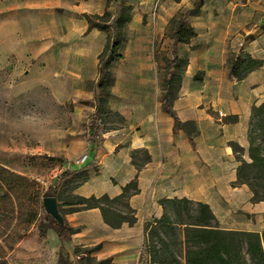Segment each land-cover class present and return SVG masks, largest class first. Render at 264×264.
<instances>
[{
  "label": "crops",
  "instance_id": "crops-1",
  "mask_svg": "<svg viewBox=\"0 0 264 264\" xmlns=\"http://www.w3.org/2000/svg\"><path fill=\"white\" fill-rule=\"evenodd\" d=\"M49 1L0 0L3 25L14 23L20 33L10 54L23 55V46L30 59L41 61L47 68L50 43H37L32 27L40 17L50 14L60 18L74 15L69 11L74 8L66 0L56 3L62 11L49 8ZM218 2L214 8L225 14L191 17L187 26L193 29L194 36L176 45L178 57L184 58L186 64L172 109L180 121L188 123L186 129L175 125L162 109L161 100L154 96L120 97L116 110L123 124L97 130L94 139L86 144V160L73 168H80L87 175L71 182L75 185L73 194L82 197L115 198L127 184L135 182L137 191L126 199L135 221L112 227L105 223L98 208L65 212V221L76 229L69 240L63 241L67 246H97L92 256L108 258L112 264H137L145 225L162 216L160 200L164 198L206 203L221 228L245 230V201L251 202V193L245 183L238 182L237 167L240 159L248 160L251 107L264 101V64L236 79L229 78L228 59L246 52L264 61V23L260 27L245 26V10L229 11L225 2ZM260 18L264 20V16ZM66 21L69 30L61 39L67 42L81 31H75L72 18ZM23 23L28 26L26 32ZM86 30L89 31L87 22ZM249 34L254 37L245 40ZM83 52L88 51L64 47L58 55L76 56L79 62ZM98 61L96 55L95 66ZM196 73L199 74L195 76ZM97 78L98 73L96 81ZM115 89L112 85L110 93ZM117 203L115 209L126 213ZM262 204L264 201L254 203L256 207H264ZM223 222L227 225H221Z\"/></svg>",
  "mask_w": 264,
  "mask_h": 264
},
{
  "label": "rangeland",
  "instance_id": "rangeland-1",
  "mask_svg": "<svg viewBox=\"0 0 264 264\" xmlns=\"http://www.w3.org/2000/svg\"><path fill=\"white\" fill-rule=\"evenodd\" d=\"M57 1L50 0L47 5L64 10L56 4ZM65 2L74 8L69 10L73 16L60 18L57 14H50L40 17L32 27L37 43H50L48 68L41 61L30 59L23 46V55L10 54L14 42L20 39V33L14 23L3 25L0 5V176L7 183L0 182V264H55L60 253H67L74 264H79L73 253L76 246H67L58 240L55 229L49 228L45 220L42 198L48 187L60 183L65 171L80 163L86 144L94 139L97 130L123 124L124 120L116 110L120 97L154 96L161 100L179 19L187 24L194 16L225 14L214 8L218 0ZM220 2H225L229 11L232 8L235 12L245 10V26L257 24L260 27L264 23L260 18L264 16V0ZM105 11L110 15L107 23H112L118 16L122 57L110 67L116 91L103 96L102 110L93 116L98 73L94 59L96 55L98 59L104 50L112 29L87 31L84 14L102 15ZM250 17L254 20H249ZM66 18H72L75 31H81L77 38L67 42L61 39L69 30ZM22 27L26 32L27 24L23 23ZM253 37V34L246 35L245 40ZM64 47L87 49L88 52H83L78 62L76 56L58 55ZM59 59L65 62L60 63ZM182 68L175 72L181 73ZM176 84L174 82L173 86ZM177 92L172 90V96L176 97ZM73 186H57L59 206L76 202ZM122 204V201L117 203L129 215ZM74 208L82 206L73 204L60 210L65 213ZM245 230L264 231V207L245 201ZM165 239L183 264L181 231L178 229L174 236L167 235ZM96 247H78V251L92 256ZM93 257L97 261L103 260L99 264H112L108 258ZM137 264H149L144 243Z\"/></svg>",
  "mask_w": 264,
  "mask_h": 264
},
{
  "label": "trees",
  "instance_id": "trees-1",
  "mask_svg": "<svg viewBox=\"0 0 264 264\" xmlns=\"http://www.w3.org/2000/svg\"><path fill=\"white\" fill-rule=\"evenodd\" d=\"M84 17L88 23V30L96 28L106 32L108 28L112 29V35L107 37L104 50L98 57L97 93L94 97L93 112V116H96L102 110L103 96L110 93L113 83L110 67L112 63L122 57L119 51L122 39L118 38V16L113 18L112 23H107L109 21L107 18L110 17L107 11L102 15L84 14ZM194 34L193 29L188 27L184 20L179 19L174 31L172 59L167 63L163 80L164 91L161 107L173 118L175 125L181 129H186L188 123L180 121L172 109V102L175 98L172 96V90L178 91L181 75L175 70L181 69L186 64V60L178 57L176 45L178 42H187ZM263 64V60L252 58L246 52H239L228 59L229 78L242 79ZM198 74L196 73L195 76ZM174 82L177 83L175 87L173 86ZM247 141L248 160L240 159V164L237 167V179L238 182L245 183L249 188L250 200L255 203L264 201V101L251 107ZM86 176L85 171H81L80 168L67 170L61 177L60 183L57 182V184L48 187L46 196L56 197L58 185H69L72 181L83 180ZM0 182L7 184L1 176ZM136 191V183L130 182L115 198H109L107 195L100 197L75 195L76 202L67 204L71 206L75 204L82 208L70 209L68 212L98 208L105 223L112 227H118L122 222L132 224L135 217L126 199ZM120 201L129 211V215L127 212L123 214L115 209L114 204ZM160 204L163 209L162 216L145 225L144 245L149 264H181L176 258L175 250L165 239L167 235L174 236L178 229L181 231L183 264H264V231L221 228L210 207L200 201L187 198H164L160 200ZM57 206L63 216L64 213L58 204ZM44 217L49 223V228L55 229L60 241L69 240L76 231L66 221L64 226H60L49 215L45 214ZM86 251L91 252L92 249H86ZM73 253L78 257L79 264H92V262L99 264L103 261H97L90 254L79 252L78 246L74 248ZM56 264L74 263L67 253H60Z\"/></svg>",
  "mask_w": 264,
  "mask_h": 264
},
{
  "label": "water",
  "instance_id": "water-1",
  "mask_svg": "<svg viewBox=\"0 0 264 264\" xmlns=\"http://www.w3.org/2000/svg\"><path fill=\"white\" fill-rule=\"evenodd\" d=\"M44 212L54 219L60 226L65 225V219L59 212L55 196H45L42 198Z\"/></svg>",
  "mask_w": 264,
  "mask_h": 264
},
{
  "label": "built area",
  "instance_id": "built-area-1",
  "mask_svg": "<svg viewBox=\"0 0 264 264\" xmlns=\"http://www.w3.org/2000/svg\"><path fill=\"white\" fill-rule=\"evenodd\" d=\"M87 158V153H85L83 156H82V159L80 161V163H83Z\"/></svg>",
  "mask_w": 264,
  "mask_h": 264
}]
</instances>
